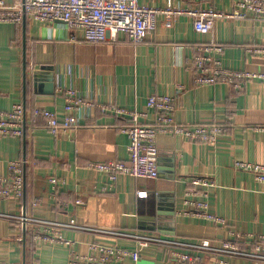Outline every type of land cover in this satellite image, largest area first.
Masks as SVG:
<instances>
[{
    "label": "crops",
    "instance_id": "0c3cea01",
    "mask_svg": "<svg viewBox=\"0 0 264 264\" xmlns=\"http://www.w3.org/2000/svg\"><path fill=\"white\" fill-rule=\"evenodd\" d=\"M138 1L153 8L168 4V0ZM5 2L23 4V0ZM172 2L183 10L214 9L224 14L234 10V0ZM210 44L223 47L222 53L214 55L224 69L264 72V57L249 52L264 44V22L250 13L246 19H218L210 34H198L189 15L180 16L172 28H166L159 16L155 30L137 44L123 33L114 43L85 42L82 30H70L63 22L0 23V112L23 104L29 114L37 108L49 110L61 121L66 115V91L74 90L86 102L75 112L79 126L69 132L53 136L45 120L29 115L22 137H0V176L8 175L10 162L22 160L25 178L22 201H0V213L98 229H62V237L74 242L71 247L33 244L28 233L24 241V231L17 224L0 218V262L68 264L72 252L86 255L93 243L136 249L135 241L112 232L189 244L207 241L218 247L233 234L264 235V184L234 167L237 161L264 165V80H248L240 89L222 82L197 85L192 61ZM46 67L52 71L43 70ZM50 84L52 94H48ZM151 96H177L179 124L218 125L227 132L214 146L160 135L158 179L123 175L112 183L90 167L129 162V139L122 128L130 121L112 109L138 111L145 116L141 123L152 124L155 113L147 106ZM51 178L61 182L57 192L52 190ZM201 178L214 185L194 188L191 181ZM187 190L209 193V212L225 224L185 215ZM241 246L248 244L241 242ZM141 253L138 262L124 264H181L159 246L151 245ZM200 256L207 264L217 258L227 264H264V260L210 252Z\"/></svg>",
    "mask_w": 264,
    "mask_h": 264
},
{
    "label": "built area",
    "instance_id": "2783aa9c",
    "mask_svg": "<svg viewBox=\"0 0 264 264\" xmlns=\"http://www.w3.org/2000/svg\"><path fill=\"white\" fill-rule=\"evenodd\" d=\"M248 13L255 19L264 22V0H234V10L224 14L214 9L199 8L183 10L175 8L172 0H168L165 8H153L141 5L138 0H23V4L9 6L5 0H0V23L22 25L26 19L39 23L52 24L63 22L70 30H82L84 41L89 43H114L118 35L123 33L133 43H142L148 34L156 28L157 18L163 16L166 28H172L175 21L183 15L194 18V30L198 34H210L218 19H246ZM73 41H76L73 39ZM223 52V47L210 44L202 47L194 57L192 67L196 72V84L209 86L226 83L236 89L252 79L264 80V72H234L222 67L214 54ZM250 53L264 57V44L252 48ZM181 91V90H180ZM179 91V92H180ZM66 115L59 120L55 112L34 109L29 114L23 104H18L9 112H0V137H22L25 122L31 118H42L47 122V128L53 136L76 129L79 124L75 116L76 110L86 102L74 90L65 92ZM148 108L155 113L152 124H143L140 119L145 117L138 111H125L119 108L112 110L117 116L127 117L130 124L122 128L128 136L129 162L97 163L90 167L105 174L110 182L115 183L120 176L135 179L156 180L159 177L157 138L160 135L185 137L190 141L214 146L220 135L227 132L226 127L218 125L179 124L175 113L178 108L177 96H151ZM102 109H105L102 107ZM236 170L253 174L255 179L264 184V165L237 161ZM60 180L51 178L50 184L54 192L58 191ZM194 188H208L214 184L207 178L191 181ZM25 190L23 161L9 163L7 176H0V201H22ZM140 197L146 196L139 193ZM197 198L198 200H192ZM209 193L204 190H187L185 205L188 210L185 215L209 220L217 225H224L223 219L209 212ZM39 200L34 202L37 205ZM78 204L80 202H77ZM0 218L13 222L29 234L33 244L49 243L71 247L73 241L66 240L61 235L62 229L76 228L86 231H98L94 228L65 225L56 222L38 220L28 215H12L0 213ZM117 237L133 240L137 243L135 250L93 243L89 245L86 255L72 252L68 264H124L127 260L138 262L141 251L151 245L159 246L168 253L170 259L181 264H207L200 256L203 252L218 254L222 257H239L254 260H264V235H235L222 242V247L213 246L207 241L199 244H189L184 241L169 238L143 236L129 232H112ZM241 242L248 244L242 247ZM196 253V254H195ZM0 264H5L0 262ZM213 264H227L224 259L217 258Z\"/></svg>",
    "mask_w": 264,
    "mask_h": 264
},
{
    "label": "water",
    "instance_id": "95a60500",
    "mask_svg": "<svg viewBox=\"0 0 264 264\" xmlns=\"http://www.w3.org/2000/svg\"><path fill=\"white\" fill-rule=\"evenodd\" d=\"M26 65H25V76H26ZM43 70H46V71H52V68H44ZM37 73H35V75H36ZM50 76H52V75H50ZM50 78H52V77H50ZM52 80V79H51ZM52 85V86H51ZM50 90H49V92H48V94H52L53 93V91H54V88H53V84H50ZM26 123V122H25ZM26 214H24V216H25ZM26 228H25V226H24V241L26 242V236H27V232H26V230H25Z\"/></svg>",
    "mask_w": 264,
    "mask_h": 264
}]
</instances>
